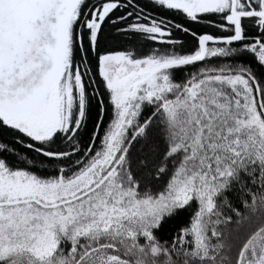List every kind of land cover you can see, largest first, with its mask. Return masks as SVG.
<instances>
[{
  "label": "snow or ice",
  "instance_id": "1",
  "mask_svg": "<svg viewBox=\"0 0 264 264\" xmlns=\"http://www.w3.org/2000/svg\"><path fill=\"white\" fill-rule=\"evenodd\" d=\"M0 264H264V0H0Z\"/></svg>",
  "mask_w": 264,
  "mask_h": 264
}]
</instances>
